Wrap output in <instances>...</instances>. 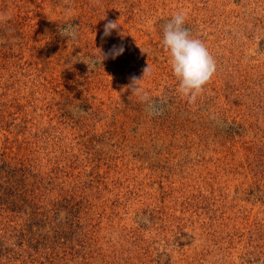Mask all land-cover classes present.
<instances>
[{
  "label": "rangeland",
  "instance_id": "obj_1",
  "mask_svg": "<svg viewBox=\"0 0 264 264\" xmlns=\"http://www.w3.org/2000/svg\"><path fill=\"white\" fill-rule=\"evenodd\" d=\"M0 13V264H264V0ZM176 13L216 66L193 103L162 45ZM108 20L122 35L101 38ZM113 46L92 71L80 61ZM148 64L157 115L124 90Z\"/></svg>",
  "mask_w": 264,
  "mask_h": 264
},
{
  "label": "clouds",
  "instance_id": "obj_2",
  "mask_svg": "<svg viewBox=\"0 0 264 264\" xmlns=\"http://www.w3.org/2000/svg\"><path fill=\"white\" fill-rule=\"evenodd\" d=\"M99 3V0H95ZM70 9L68 14H70ZM6 13H0V19H4ZM103 19H106L104 16ZM185 15L183 13H176L163 27V50L169 54L170 65L173 75L179 81L178 92L184 97L188 98L189 103L196 101L197 96L203 92L204 86L210 81L215 73L216 66L213 57L207 51L205 45L199 39L191 36L189 29L185 26ZM119 20H108L104 25V32L102 39L112 34L113 30L119 33ZM59 33L62 37L68 39H77L78 26L72 23H67L59 28ZM138 46V45H137ZM139 47V46H138ZM99 50V56H89L86 59L80 60L84 62L89 71L94 70L97 65H102V62L109 58L115 59L116 56L123 53V46H113L109 53L104 54ZM142 52H145L141 48ZM152 72L151 66L148 64L143 69L142 78L132 76L130 83L124 86V90H130L131 96L136 95L142 101L148 102L149 97L146 92L143 81L145 77L150 76ZM111 78V77H110ZM82 111V110H81ZM147 111L149 115L159 114L154 110V105L148 102Z\"/></svg>",
  "mask_w": 264,
  "mask_h": 264
}]
</instances>
